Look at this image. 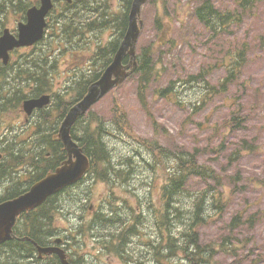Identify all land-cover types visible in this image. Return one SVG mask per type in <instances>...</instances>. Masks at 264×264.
Instances as JSON below:
<instances>
[{
	"label": "trees",
	"instance_id": "trees-1",
	"mask_svg": "<svg viewBox=\"0 0 264 264\" xmlns=\"http://www.w3.org/2000/svg\"><path fill=\"white\" fill-rule=\"evenodd\" d=\"M195 1L196 6L192 11L203 25L202 28L212 36L224 33L240 20V15H235L230 10L221 11L211 0ZM261 1L264 0H236L243 10L242 15ZM33 2L37 0H0V32L10 17L17 20L23 18L26 9ZM131 2L132 0H72L69 3L57 1L47 17L44 39L29 51L21 53L18 60L5 67L0 66V90L3 88L4 79H7L10 89L14 88L11 95L0 91V118L10 115L9 113H16L27 97L38 96L44 92H51L53 95L51 110L40 111L34 119V136L29 139L31 147L17 152L5 151V157L0 162L1 187L5 186L8 180H15L12 177L15 168L19 166L23 169L16 177L19 182L12 189L8 187L1 200L23 192L27 185L55 168L65 157L61 144L53 140V134L66 110L82 97L89 84L99 77L103 68L110 62L126 30ZM153 28L155 41L161 38V43L171 32L169 22L158 14L154 18ZM153 45L154 42L139 48L137 70L131 77L133 83L135 82L136 95L142 109L155 123L147 97L149 87L155 79ZM245 45L247 44L242 43L232 60L225 64L227 74L218 82V87L207 80L210 73L208 69L201 68L198 73L189 76L185 82L190 84L191 92L187 94L197 93L198 97L194 102L191 99H181L172 82L157 90V93L168 96V93L173 91L178 100L175 104L179 103L181 107L190 106L195 110L194 113L197 112L200 101L209 96L208 93L215 90L224 92L227 85L235 81L246 62ZM24 56L26 59L23 61ZM68 67V75H72V79L54 88V78H59L57 75L61 68ZM110 106L107 117L99 116L96 111L90 110L71 129L73 138L91 158V168L87 174L91 182L84 183L79 187L80 190L73 192H90L84 186L96 180L106 184V192L110 195L105 199L107 201H104L103 206H107L111 214L102 216L101 228L123 223L121 213L113 206L116 200L113 187L120 185L125 192L136 197L138 191H133L130 186L137 175V161L142 162L141 168H146L151 176L159 167L161 171L165 170V179L162 178L161 172V189L155 194L158 204L155 205L152 200L153 190L151 195L149 192L148 196L137 199H146L148 202L147 206L141 204L140 210L150 215L156 228H200L224 214L229 202L224 180L210 166L199 163L200 152L197 149H179L173 152L155 141H144L134 132L128 114L116 96L112 97ZM235 119L236 114L233 112L225 120L228 121V133L240 128L239 120ZM218 134L221 135V132ZM114 138L126 142L122 148L130 150L120 152L115 144L111 146L113 141H109ZM241 142L248 150L254 147L246 144V140L242 138ZM218 147L220 148V144ZM156 157L157 160L154 161ZM194 179L201 180V184L196 188L190 185ZM147 184L152 186L150 182ZM238 218L239 216H235L232 219L230 228L238 225ZM143 219L138 215L132 228H137L136 225H140ZM40 225L41 223L34 222L31 228H39Z\"/></svg>",
	"mask_w": 264,
	"mask_h": 264
},
{
	"label": "rangeland",
	"instance_id": "rangeland-1",
	"mask_svg": "<svg viewBox=\"0 0 264 264\" xmlns=\"http://www.w3.org/2000/svg\"><path fill=\"white\" fill-rule=\"evenodd\" d=\"M211 1L220 10L233 9L235 4V0ZM196 2L151 0L142 8V29L136 46L138 48L154 42L152 60L155 79L147 97L155 123L142 109L135 82L131 79L105 95L92 110L99 116L107 117L112 97L116 96L124 106L134 132L144 141L158 142L173 152L197 149L200 152L199 163L214 168L224 180L225 192L232 194L224 215L203 225L198 231L201 245L213 248V253L209 255V259H212L210 264H264V3L257 6V13L253 15V11L243 17L238 26H231L224 33L212 36L202 28L192 11ZM157 14L164 17L172 28L171 35L165 36L162 45L161 38L155 41L153 29ZM242 43L247 44L244 46L247 50L246 62L235 81L228 84L224 92L215 90L208 93L209 96L200 101L197 112L194 113L190 106L175 104L178 100L173 91L168 96L157 93V90L172 82L181 99L194 102L197 93L187 94L191 92L190 84L185 82L189 76L198 73L201 68L208 69L207 80L218 87V82L227 74L225 64L232 60ZM64 76L60 73L57 77L62 79ZM54 84V88L61 86L56 77ZM233 112L240 128L228 133V121L225 120ZM220 132L221 135L218 134ZM241 138L254 147L249 150L245 148ZM113 144L118 151H123L119 144ZM161 172L165 179V170L161 171V167L152 176L141 168L135 179L140 193L147 190L151 195L153 190L152 198L156 205L158 198L155 194L161 185ZM147 182L152 186H142ZM93 183L88 204L91 202L96 210V204L103 199L107 186L101 181L95 180ZM200 184V179L190 183L192 188ZM130 188L135 191V183ZM131 202L134 204L135 198L131 197ZM236 214H240L241 221L235 227L237 229L231 232V236L236 238L232 244L243 245V248L238 249L235 256L229 254L230 248L218 247V242L228 233L229 223ZM84 218L86 225L82 228V237L87 235L90 221L89 216ZM144 237L145 234L141 235L135 245L148 241Z\"/></svg>",
	"mask_w": 264,
	"mask_h": 264
},
{
	"label": "water",
	"instance_id": "water-1",
	"mask_svg": "<svg viewBox=\"0 0 264 264\" xmlns=\"http://www.w3.org/2000/svg\"><path fill=\"white\" fill-rule=\"evenodd\" d=\"M144 2L145 0H133L129 14L128 30L112 63L107 66L100 78L88 88L87 94L69 109L60 125L56 138L63 142L68 158L54 172L48 173L32 185L28 191L16 198L0 203V242L10 237L12 225L18 214L40 205L47 196L77 181L88 170L89 159L71 138L70 129L76 118L85 113L91 104L134 71L136 67L134 44L139 31L137 19L140 5ZM50 8L51 0H41L39 8L30 9L27 13L28 22L19 24L18 39L10 35L8 30L4 31V35L0 37V58H3L4 62L8 59L7 52L9 49L15 46L32 44L41 38L45 27L44 18ZM126 53L129 54L130 59L126 65H123L122 59ZM48 102L49 96L43 95L38 99L25 101L23 107L29 114L34 107H41Z\"/></svg>",
	"mask_w": 264,
	"mask_h": 264
},
{
	"label": "flooded vegetation",
	"instance_id": "flooded-vegetation-1",
	"mask_svg": "<svg viewBox=\"0 0 264 264\" xmlns=\"http://www.w3.org/2000/svg\"><path fill=\"white\" fill-rule=\"evenodd\" d=\"M86 234L84 237L70 235V228L64 227L14 228V237L0 244V264L131 263L132 254L121 246L118 230L97 228L96 231L89 229ZM71 238L77 239L78 247ZM52 247L62 251L64 257L57 252L45 251Z\"/></svg>",
	"mask_w": 264,
	"mask_h": 264
},
{
	"label": "bare ground",
	"instance_id": "bare-ground-1",
	"mask_svg": "<svg viewBox=\"0 0 264 264\" xmlns=\"http://www.w3.org/2000/svg\"><path fill=\"white\" fill-rule=\"evenodd\" d=\"M6 8V7H5ZM218 24V23H217ZM214 25V24H213ZM220 26V25H219ZM205 33V32H204ZM159 35V34H158ZM159 41V40H158ZM166 42V41H165Z\"/></svg>",
	"mask_w": 264,
	"mask_h": 264
}]
</instances>
